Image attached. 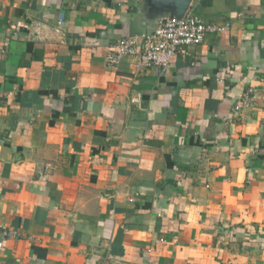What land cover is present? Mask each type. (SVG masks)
Instances as JSON below:
<instances>
[{"label":"crops","instance_id":"obj_1","mask_svg":"<svg viewBox=\"0 0 264 264\" xmlns=\"http://www.w3.org/2000/svg\"><path fill=\"white\" fill-rule=\"evenodd\" d=\"M138 7L0 0V264H264V0H193L229 33L108 68Z\"/></svg>","mask_w":264,"mask_h":264},{"label":"built area","instance_id":"obj_2","mask_svg":"<svg viewBox=\"0 0 264 264\" xmlns=\"http://www.w3.org/2000/svg\"><path fill=\"white\" fill-rule=\"evenodd\" d=\"M230 29L229 22H205L189 8L181 19L161 20L152 32L122 37L107 52L105 64L108 68H117L124 58L130 57L136 61L137 68L167 70L174 57L188 55V49L201 44L206 35H226ZM255 97L254 90L249 89L235 110L253 107ZM140 100L141 96L137 95L132 102Z\"/></svg>","mask_w":264,"mask_h":264},{"label":"water","instance_id":"obj_3","mask_svg":"<svg viewBox=\"0 0 264 264\" xmlns=\"http://www.w3.org/2000/svg\"><path fill=\"white\" fill-rule=\"evenodd\" d=\"M193 0H139V16L147 28L141 34L154 31L163 19H181Z\"/></svg>","mask_w":264,"mask_h":264}]
</instances>
